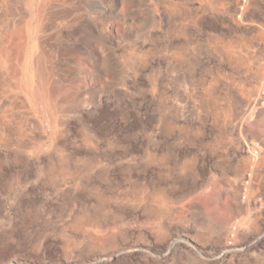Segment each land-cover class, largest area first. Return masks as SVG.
I'll list each match as a JSON object with an SVG mask.
<instances>
[{
    "label": "rangeland",
    "instance_id": "rangeland-1",
    "mask_svg": "<svg viewBox=\"0 0 264 264\" xmlns=\"http://www.w3.org/2000/svg\"><path fill=\"white\" fill-rule=\"evenodd\" d=\"M0 264H264V0H0Z\"/></svg>",
    "mask_w": 264,
    "mask_h": 264
}]
</instances>
